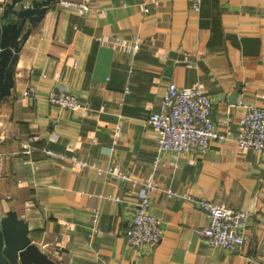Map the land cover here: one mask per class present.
<instances>
[{"label":"crops","instance_id":"obj_1","mask_svg":"<svg viewBox=\"0 0 264 264\" xmlns=\"http://www.w3.org/2000/svg\"><path fill=\"white\" fill-rule=\"evenodd\" d=\"M114 36L140 41L132 51L111 43ZM13 77L0 103V198L11 196L2 211L12 206L56 264H264V153L235 140L238 103L264 107V0H202L198 12L186 0H92L86 16L54 0L24 40ZM169 82L201 86L227 134L175 165L147 121ZM28 85L36 97L22 98ZM53 87L76 94L86 112L49 104ZM45 147L96 166L59 162ZM157 153L163 162L153 168ZM113 164L138 183L104 172ZM149 178L249 210L241 247L208 245L196 232L206 213L155 190L149 206L163 237L156 247L133 248L124 233L139 183Z\"/></svg>","mask_w":264,"mask_h":264},{"label":"built area","instance_id":"obj_2","mask_svg":"<svg viewBox=\"0 0 264 264\" xmlns=\"http://www.w3.org/2000/svg\"><path fill=\"white\" fill-rule=\"evenodd\" d=\"M201 1L186 0L193 12L200 10ZM57 2L59 6L73 9L80 16H86L92 0H57ZM110 42L129 46L132 51H135L138 39H134L130 44L122 42L119 36H114ZM46 95L51 105L86 112V107L82 105L76 94L69 90L53 87ZM23 97H36L35 88L31 85L26 86L22 92ZM238 105L243 108V111L238 118L240 130L235 138L237 147L239 149L250 147L264 153V107L245 100H241ZM211 108L210 96L199 85L178 86L174 82L167 84L158 108L150 112L147 121L155 129V139L159 150L169 153L173 165L185 153L191 151L202 153L211 141L223 142L227 139V134L217 128L211 115ZM116 128L118 129L119 126ZM29 139L32 140V137ZM25 151L31 152L27 147ZM41 151L59 162L67 161L71 165L88 168L96 166L86 160L67 157L47 147L41 148ZM159 162L163 161L161 155L157 153L153 159V168ZM32 164L35 168L37 167L36 162L32 161ZM103 170L120 182L131 181L133 186L138 183L117 164L109 165ZM139 184L142 186V192L135 202L128 228L124 233L126 240L133 248L156 247L163 237L161 219L150 210L149 206L150 196L155 190L163 191L168 196H179L194 201L206 213L207 225L197 228L196 232L208 245L235 251L244 242L245 231L250 219L249 210L226 206L205 196L194 198L189 193L161 187L152 178ZM92 214L95 222L99 212L93 209Z\"/></svg>","mask_w":264,"mask_h":264},{"label":"water","instance_id":"obj_3","mask_svg":"<svg viewBox=\"0 0 264 264\" xmlns=\"http://www.w3.org/2000/svg\"><path fill=\"white\" fill-rule=\"evenodd\" d=\"M53 1L6 0L3 3L0 11V103L14 85V65L24 40ZM0 264H56L31 240L27 222L12 206L0 210Z\"/></svg>","mask_w":264,"mask_h":264},{"label":"rangeland","instance_id":"obj_4","mask_svg":"<svg viewBox=\"0 0 264 264\" xmlns=\"http://www.w3.org/2000/svg\"><path fill=\"white\" fill-rule=\"evenodd\" d=\"M6 0H0V10L2 9V7H3V3L5 2ZM134 39H138V42L140 41V37L139 36H136ZM137 48V47H136ZM201 87V86H200ZM57 88H59V87H57ZM202 88V87H201ZM203 89V88H202ZM203 91L206 93V91L203 89ZM77 96V95H76ZM212 100V99H211ZM54 106H56V105H54ZM58 107H60V106H58ZM63 108V107H62ZM69 110V109H68ZM72 111V110H71ZM148 119V118H147ZM1 128V127H0ZM51 149V148H50ZM57 152V151H56ZM60 153V152H59ZM49 157V156H48ZM50 158H52V157H50ZM152 163H153V160H152ZM6 195V194H5ZM10 198H11V196H9ZM9 197L7 198V197H4V198H0V210L2 211L3 209H5L9 204H7V200L6 199H8L9 200ZM223 205H225V204H223ZM227 206V205H226ZM162 225V224H161Z\"/></svg>","mask_w":264,"mask_h":264}]
</instances>
